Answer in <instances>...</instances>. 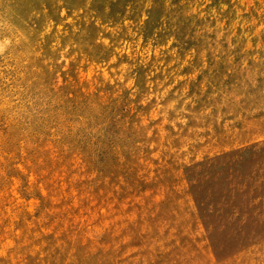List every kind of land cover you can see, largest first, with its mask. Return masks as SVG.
Wrapping results in <instances>:
<instances>
[{"label":"rangeland","instance_id":"obj_1","mask_svg":"<svg viewBox=\"0 0 264 264\" xmlns=\"http://www.w3.org/2000/svg\"><path fill=\"white\" fill-rule=\"evenodd\" d=\"M0 264H264V0H0Z\"/></svg>","mask_w":264,"mask_h":264},{"label":"bare ground","instance_id":"obj_2","mask_svg":"<svg viewBox=\"0 0 264 264\" xmlns=\"http://www.w3.org/2000/svg\"><path fill=\"white\" fill-rule=\"evenodd\" d=\"M88 0H77V3L79 4V5H81V6H83V5H85L86 4V2H87ZM131 1V4L133 5V3H134V6H136V5H138L139 4V1L140 0H130ZM141 5V4H140Z\"/></svg>","mask_w":264,"mask_h":264}]
</instances>
